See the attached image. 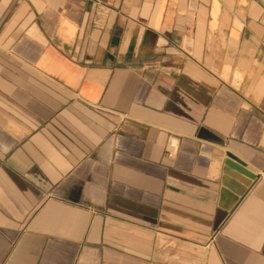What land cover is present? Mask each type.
<instances>
[{
	"label": "crops",
	"instance_id": "1",
	"mask_svg": "<svg viewBox=\"0 0 264 264\" xmlns=\"http://www.w3.org/2000/svg\"><path fill=\"white\" fill-rule=\"evenodd\" d=\"M0 264H264V0H0Z\"/></svg>",
	"mask_w": 264,
	"mask_h": 264
},
{
	"label": "water",
	"instance_id": "2",
	"mask_svg": "<svg viewBox=\"0 0 264 264\" xmlns=\"http://www.w3.org/2000/svg\"><path fill=\"white\" fill-rule=\"evenodd\" d=\"M228 163L230 165H232L233 167H235L237 170L241 171L242 173H245V174H247V175H249L251 177L255 176V174L252 173L249 169H247L245 166L237 163L236 161H228Z\"/></svg>",
	"mask_w": 264,
	"mask_h": 264
}]
</instances>
